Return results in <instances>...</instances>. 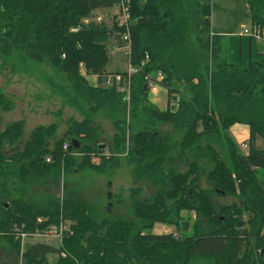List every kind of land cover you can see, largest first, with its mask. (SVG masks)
Instances as JSON below:
<instances>
[{"label": "trees", "instance_id": "16d2710c", "mask_svg": "<svg viewBox=\"0 0 264 264\" xmlns=\"http://www.w3.org/2000/svg\"><path fill=\"white\" fill-rule=\"evenodd\" d=\"M243 1L251 24L264 29V0ZM118 3L0 0V57L18 53L33 61L48 60L65 72L75 96L88 107L84 119L73 122L52 150L46 140L53 136L54 125L36 127L24 149L10 156L3 154V142L15 144L22 123L0 131V237L12 244L22 264H48L50 256L57 257L55 264H188L195 258L213 264H264V149L255 145L257 137L264 141V54L244 67L226 62L221 36H210L211 0H130L128 63L137 72L130 77L127 104L114 80L103 86L109 42L114 39L124 48V29L113 20L109 27L103 19L83 23L91 13ZM80 65L87 75L96 76V86L81 76ZM157 73L167 94L165 110L148 100L144 78L154 79ZM114 75L121 77V85L127 77L126 72ZM102 108L121 117L113 122L116 133L109 145L98 142L90 118ZM11 109L0 92V120ZM157 124H170L180 141L172 140L171 133H158ZM234 124L248 128L245 153L229 134ZM63 144L71 149L63 150ZM213 145L226 150L228 164ZM74 149L81 155L79 169L100 174L117 168L118 157L124 155L133 181L153 190L148 199L133 200V219L97 222L92 209L71 192L65 193L61 205L54 201L48 209L21 198L6 204V179H24L30 172L34 178L51 173L57 181L61 167L67 172L75 164ZM105 149L109 155L103 154ZM202 158L212 165L207 173L210 191L197 185L196 162ZM184 160L191 162L187 171L179 172L177 165ZM141 190L138 186L134 192ZM215 193L238 197L240 205L216 207ZM183 211L196 217L189 235ZM60 222L68 224V231L59 248L36 242L25 244L21 252L19 234L42 232ZM156 223L174 226L180 237L151 233Z\"/></svg>", "mask_w": 264, "mask_h": 264}, {"label": "rangeland", "instance_id": "374dc122", "mask_svg": "<svg viewBox=\"0 0 264 264\" xmlns=\"http://www.w3.org/2000/svg\"><path fill=\"white\" fill-rule=\"evenodd\" d=\"M96 13H91L90 16L83 20V23L94 21L96 17L101 16L103 18L105 16L103 12L98 11ZM110 21L111 19L108 18V22ZM261 31L264 36V29H261ZM263 36L262 38H264ZM250 41L251 61H254L257 60L259 54L264 53V41L256 38H252ZM117 45L114 39L109 42V63L105 67V77L108 75V78L114 76V74L129 71L126 50L124 48L122 50L117 49ZM249 45L248 37L238 38L234 35L225 37L222 41L223 56L226 57L228 63L239 64L244 67L249 61ZM240 55L241 60H239ZM81 72L84 74L81 76L87 83L91 86L94 85V76L87 75L83 71H80V74ZM103 86L108 87L110 85L104 84ZM0 92L12 103V109L1 114L0 131H3L10 123H22L21 136L17 142L13 145L7 141L3 142L2 152L5 156H10L12 153L23 150L27 141L30 140L33 130L39 126L49 127L54 125L55 132L53 136L46 140L48 150H52L55 142L65 137L70 125L73 122H80L84 119L85 113L88 114V107L83 105L80 99L75 96L65 72H58L48 60L33 61L23 55L18 56V53H14L9 57H0ZM149 94L148 100L154 104V99ZM69 100H73L74 104L72 105ZM90 118L92 124L98 129V142L102 145L111 144L112 137L116 133L113 122L121 117L114 116L102 108ZM130 127L131 125H127V128H125L127 138L131 137ZM155 129L158 133H171L172 140L180 141L181 136L176 132L173 133V128L170 124H157ZM68 139L70 140V138ZM82 144L83 142L80 141L79 146ZM242 145H244V142L238 145V149H240L241 153H245L246 150L241 147ZM255 145L258 149H264V141L259 137L256 138ZM202 146L204 147V145ZM213 148L228 164L226 150L217 145H213ZM103 154L109 155L107 149L103 151ZM172 154L174 156V153ZM73 157L75 164L67 172H64L61 167L57 181L53 179L54 175L50 176L51 173L34 178L30 176V172L24 179L15 177L6 179L4 181L8 195V198H4L6 199V204L13 199L21 198L35 207L48 209L54 201H59L61 205L65 193L71 192L80 196L86 205L92 209L94 219L97 222L103 219L113 222L133 219V200L138 199L140 196L148 199L153 193V190H150L146 184L133 181L131 169L126 164L124 155L118 157L117 168L102 174L96 173L88 167L79 169L81 155L76 149L73 150ZM92 162L98 164L99 161L93 159ZM190 162L184 160L179 163L177 165L178 171H187ZM196 164L199 169L198 187L210 191L211 186L207 182V173L212 168L211 163L206 158H202ZM34 174L38 175L40 173ZM138 186L142 188L139 194L134 192ZM240 201L238 197L231 195L212 194V202L216 207L231 206L232 204L240 205ZM245 216L244 220L246 219ZM181 217H188L189 222L186 233L189 235L192 232V224L196 220L195 214L192 211H183L181 212ZM246 227L248 228L247 225L243 226L245 229ZM150 232L156 235L171 234L175 238L180 237L179 230L174 226L160 223L154 224ZM38 241L51 244L56 248L60 246L58 240L29 236L19 240L21 252L25 244ZM11 246V243L0 237V264H22L20 256L12 250ZM56 261V256H50L48 264H55ZM188 264L213 263L205 258H195Z\"/></svg>", "mask_w": 264, "mask_h": 264}, {"label": "crops", "instance_id": "0c3cea01", "mask_svg": "<svg viewBox=\"0 0 264 264\" xmlns=\"http://www.w3.org/2000/svg\"><path fill=\"white\" fill-rule=\"evenodd\" d=\"M98 11L104 13L103 15L105 16L103 17V21L109 27L113 20L112 18L113 15L117 12V8L114 7L111 9L97 10L94 13ZM108 18L111 19L110 22H108ZM209 20H210V34L221 36V42L223 41V39H225V37H229L233 35L237 36L238 38H244L239 35L241 30L244 28H249V26H252L248 6L243 0H211V12H210ZM251 39L252 38H248L250 44L249 45L250 55L248 60L252 59L251 41H250ZM116 48L121 50L123 49V47H118V46ZM225 60H227L226 57ZM239 60H241V55L239 57ZM127 64L129 67L130 65L128 62ZM121 72H125V71H121ZM96 85H97V78L96 76H94V85L92 86L94 87ZM149 95L153 97L154 104L159 110H165L167 108V94L164 89L158 87L157 92L154 95L152 94ZM248 132L249 131L247 126L241 124H234L229 129V134L237 146L243 142H246V140L248 139V134H249Z\"/></svg>", "mask_w": 264, "mask_h": 264}, {"label": "built area", "instance_id": "2783aa9c", "mask_svg": "<svg viewBox=\"0 0 264 264\" xmlns=\"http://www.w3.org/2000/svg\"><path fill=\"white\" fill-rule=\"evenodd\" d=\"M117 12L113 15V21L116 24L118 28L124 29L122 33H120V40L124 44V49L126 50V55L129 57V45H130V28H131V17H130V0H119V3L117 5ZM103 18L96 17L94 20L96 22H100ZM241 37H248V38H256V39H263V34L261 31V28H259L256 25H252L249 29L244 28L241 30L240 34ZM210 36H212L210 34ZM264 37V36H263ZM80 71H83V67L80 65ZM137 70L131 66H129V71L127 73L126 79L123 81V84L121 85V77L119 75L110 76V78L107 77L106 84H111V80H114V84L117 88V91L122 92L124 94L123 100L128 103L130 101V77L135 74ZM81 75L84 74L81 72ZM162 76L160 73H157V75L154 77V79H150L148 76H146L144 79L147 82V88L148 93L154 95L157 92V89L159 86V82L161 80ZM110 79V80H108ZM246 150V146L242 145ZM63 150H68L67 144H63ZM51 161L50 157L45 158V162L49 163ZM68 231V224L65 222H60L58 226H51L47 228L45 231L42 232H33V233H21L16 238L18 240L25 239V237L33 236V237H40L45 239H53L61 241L63 235L65 232ZM42 242V241H38Z\"/></svg>", "mask_w": 264, "mask_h": 264}, {"label": "water", "instance_id": "95a60500", "mask_svg": "<svg viewBox=\"0 0 264 264\" xmlns=\"http://www.w3.org/2000/svg\"><path fill=\"white\" fill-rule=\"evenodd\" d=\"M74 143H75V142H72V145H74ZM70 149H71V148L69 147V149H68V150H70Z\"/></svg>", "mask_w": 264, "mask_h": 264}]
</instances>
